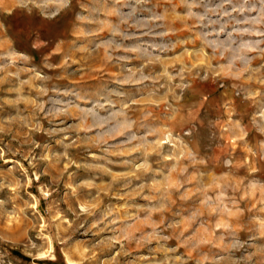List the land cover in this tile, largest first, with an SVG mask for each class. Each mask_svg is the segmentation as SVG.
<instances>
[{
  "label": "clouds",
  "instance_id": "obj_1",
  "mask_svg": "<svg viewBox=\"0 0 264 264\" xmlns=\"http://www.w3.org/2000/svg\"><path fill=\"white\" fill-rule=\"evenodd\" d=\"M38 261L264 264V0H0V264Z\"/></svg>",
  "mask_w": 264,
  "mask_h": 264
},
{
  "label": "rangeland",
  "instance_id": "obj_2",
  "mask_svg": "<svg viewBox=\"0 0 264 264\" xmlns=\"http://www.w3.org/2000/svg\"><path fill=\"white\" fill-rule=\"evenodd\" d=\"M32 190L35 191V189H32ZM13 254H14V255H17V256H21V253L18 252V251H17V252H14ZM21 258L24 259L25 261H27V257H23V256H21ZM37 264H46V262H39V261H38Z\"/></svg>",
  "mask_w": 264,
  "mask_h": 264
}]
</instances>
